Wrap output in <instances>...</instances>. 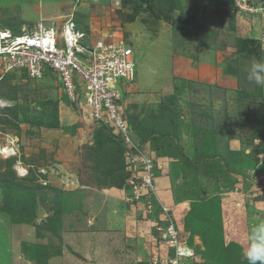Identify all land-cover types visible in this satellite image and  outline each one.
<instances>
[{"label":"rangeland","instance_id":"rangeland-1","mask_svg":"<svg viewBox=\"0 0 264 264\" xmlns=\"http://www.w3.org/2000/svg\"><path fill=\"white\" fill-rule=\"evenodd\" d=\"M70 10L87 44L107 38L133 49L135 77L122 84V100L141 122L135 142L166 165L168 200L130 204L141 215L134 228L100 236L99 192H129L123 151L51 73L32 77L1 60L0 264H74L89 250L92 264L104 255L110 264H248L249 235L264 224V199H249L264 190V87L246 69L264 58V14L234 0H0V28L57 25ZM169 223L181 257L162 239Z\"/></svg>","mask_w":264,"mask_h":264},{"label":"built area","instance_id":"built-area-1","mask_svg":"<svg viewBox=\"0 0 264 264\" xmlns=\"http://www.w3.org/2000/svg\"><path fill=\"white\" fill-rule=\"evenodd\" d=\"M234 1L245 12L264 14V0ZM4 59L7 61L5 69H12L13 66L24 68L32 77L54 74L66 98L71 102L78 100L88 110L84 116H88L93 125L98 128L100 124H106L121 140L124 170L127 171L126 185L129 188V192L124 194L125 201L132 204L146 198L148 208L152 207V200L158 201L156 170L159 164L155 163L145 144L135 142L125 101L122 100V84L131 83L135 75L131 46L123 40L107 38L87 44L85 32L78 28L70 10L62 15L57 25L37 22L8 36L0 34V61ZM77 86H80L81 101L76 96ZM251 196L264 198V190ZM161 210L162 214L169 216L166 205L161 204ZM161 236L167 245L175 247L176 255L180 257L177 251L180 246L178 233L172 223ZM172 263L178 264V261Z\"/></svg>","mask_w":264,"mask_h":264},{"label":"crops","instance_id":"crops-1","mask_svg":"<svg viewBox=\"0 0 264 264\" xmlns=\"http://www.w3.org/2000/svg\"><path fill=\"white\" fill-rule=\"evenodd\" d=\"M78 26H79V23H78ZM156 171H157L156 172L157 173L156 182L158 185L157 194H158V197H161L163 199V201H165L164 203H166V200H164V199H167V194L165 192L166 190L164 189V186L167 185V183H168V178L166 175V172L168 170H167L166 165H165V167L163 169H160V167H159V169H157ZM263 184H264V182H263ZM255 187L259 188V186H257V185ZM101 190L103 191V189H101ZM105 190L107 192L106 191L105 192L103 191L104 193L102 191L99 192L101 194L100 198L102 199L101 201H102L103 207L107 208V220L105 222L106 223L105 226L102 227L101 232H99V233L103 232V235L101 234L100 236H104L105 232L108 233V232H110L116 228H120V229L123 228V231L121 233H119L120 229L116 233L122 234L125 232L124 234L127 235L128 234L127 230L134 228L135 221H137L138 217L141 216L139 213H137L135 211V208H134L138 204H136L135 206H132L130 204L126 205V203H124L123 199H122L124 191L121 189V187L111 186V187L105 188ZM96 199H98V198H96ZM99 199H98L97 204H99ZM158 209H159V206H158ZM98 214H100V213H98ZM159 215H160V213H159ZM88 222H89V220H87V223ZM90 224H92V223H90ZM93 225H94V223H93ZM98 231H100V230H98ZM98 231L95 230V231H92V233H94V232L97 233ZM111 234H112V232H111ZM106 241H107L106 247L111 246L110 240L107 239ZM104 245H105V243L103 241L102 247L100 249H98L99 250L98 255H100L103 252L102 250H103ZM108 252L109 253L111 252V251H109V247H108ZM79 254H80V252H79ZM81 256H82V259L81 260L79 259L81 262L76 261L74 264H92L91 260L95 256V254H94V251L89 250V251H87L86 254L84 252H82ZM108 256H110V255H104L105 260L102 262L99 261L98 258L96 257V259L98 260V264H110ZM111 256H112V254H111ZM115 259H113L114 264L117 263V261H115ZM111 264H113V263H111Z\"/></svg>","mask_w":264,"mask_h":264},{"label":"clouds","instance_id":"clouds-1","mask_svg":"<svg viewBox=\"0 0 264 264\" xmlns=\"http://www.w3.org/2000/svg\"><path fill=\"white\" fill-rule=\"evenodd\" d=\"M73 19L76 22L74 13H73ZM77 26H78V23H77ZM20 30H21V28H20ZM20 30L18 32H20ZM11 32H13V31H11ZM13 33H17V32H13ZM261 51L264 52V44L261 45ZM52 75L55 78H57L54 74H52ZM246 80L250 83H253V84L259 86V87H264V58H262L261 60H253L251 62L250 66L246 69ZM57 81H58V78H57ZM58 83H60V82L58 81ZM60 86H61V84H60ZM64 96H66V95L64 94ZM73 103H76V101ZM129 115H131V114L127 115L128 121H129ZM80 122L83 123V121L81 119H80ZM129 124H130V122H129ZM130 126H131V124H130ZM79 127H80V125H79ZM146 141H148V140H146ZM144 142L145 141H143L142 144H144ZM147 149H148V147H147ZM2 154L5 155L4 153H2ZM13 154H15V151L11 152L10 154H7L5 156H10ZM159 167H157V169H159ZM19 168H22V167L20 166ZM258 197L262 198V196H257V197L249 196V198H258ZM262 199H264V198H262ZM249 241H250V245L244 253V256H245L248 264H264V224L257 225L256 227H254L251 230V233L249 235ZM183 247H186V246H183ZM186 248H188V247H186ZM188 250L190 251V249H188ZM190 256H187V257H190Z\"/></svg>","mask_w":264,"mask_h":264},{"label":"trees","instance_id":"trees-1","mask_svg":"<svg viewBox=\"0 0 264 264\" xmlns=\"http://www.w3.org/2000/svg\"><path fill=\"white\" fill-rule=\"evenodd\" d=\"M15 32H18V30H15ZM71 104L76 109L75 103L72 102ZM129 122H130L131 125H133L132 127L138 128L140 130V128H141V125H140L141 122L139 121V118L138 117H136L135 115H133V116L129 115ZM167 123H171V119H168V122ZM95 131H98L97 134L101 133L105 137V139L107 137L109 139V142H113L116 145V147L120 149L121 152L123 151V144H122V142L119 140V138H117L111 132V130L109 129V127L106 124H100L99 127ZM123 167H124V165H123Z\"/></svg>","mask_w":264,"mask_h":264},{"label":"bare ground","instance_id":"bare-ground-1","mask_svg":"<svg viewBox=\"0 0 264 264\" xmlns=\"http://www.w3.org/2000/svg\"><path fill=\"white\" fill-rule=\"evenodd\" d=\"M9 33H11L9 30H7V29H3V28H0V34H1L2 36H8ZM2 38H3V37H2ZM0 149H1V148H0ZM2 150H3L4 153H8V154H10L9 152L11 151V148L9 147V145H3ZM19 167H20V166H18V167H16V168L19 169V171H23V168H19ZM179 248H180V247H178V249H177L178 253H179ZM178 256H180V255H178ZM180 257H181V256H180Z\"/></svg>","mask_w":264,"mask_h":264}]
</instances>
